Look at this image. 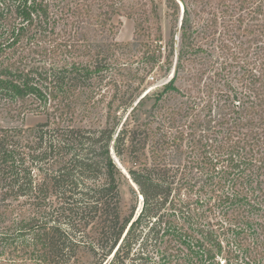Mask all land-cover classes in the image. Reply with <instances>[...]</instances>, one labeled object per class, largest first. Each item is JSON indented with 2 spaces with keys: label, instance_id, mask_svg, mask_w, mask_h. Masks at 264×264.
Returning <instances> with one entry per match:
<instances>
[{
  "label": "trees",
  "instance_id": "1",
  "mask_svg": "<svg viewBox=\"0 0 264 264\" xmlns=\"http://www.w3.org/2000/svg\"><path fill=\"white\" fill-rule=\"evenodd\" d=\"M0 102V264H264L262 0H0Z\"/></svg>",
  "mask_w": 264,
  "mask_h": 264
},
{
  "label": "rangeland",
  "instance_id": "2",
  "mask_svg": "<svg viewBox=\"0 0 264 264\" xmlns=\"http://www.w3.org/2000/svg\"><path fill=\"white\" fill-rule=\"evenodd\" d=\"M264 2V0H262ZM160 16H161V22L163 26V32L165 35V38L167 39L170 37V23L169 18L166 13V7L164 5H160L159 8ZM198 16L194 15V13L191 14V22L198 23ZM114 22L117 24V27L115 28V33L113 35V38L118 42H127L130 41L134 35V20L129 19L126 17H115ZM178 41V40H177ZM204 41V40H203ZM215 45H218V42H214L212 45H205L203 49L204 51L200 52L198 57L193 61V63L200 65L202 64L206 73L204 74L203 81L205 82L211 75V72L215 67L217 70L222 63L225 61L224 56L222 55V51L220 47H217ZM175 61V58H174ZM215 62V64H214ZM210 71L208 72V70ZM173 70V69H171ZM214 70V71H215ZM185 70L183 72H180V79L177 81V86L182 88L184 90L185 87L188 86V80L189 77H185L186 75ZM153 83L147 84L146 89H151L155 87L156 81L153 80ZM117 85L122 88V83L118 82ZM113 89L111 90V92ZM122 91V90H121ZM111 94H109V97ZM128 97V95H126ZM112 99V96H111ZM109 100V98H108ZM107 100V101H108ZM117 103H114V106H116ZM108 113L107 107H103V109L97 111L94 116H91L89 119H85L82 124H91L94 123L95 125L99 124V122L104 120L105 115ZM44 117L42 115H34V114H26L23 116H17L13 113H10L3 103L0 102V127H7V128H19V127H28V126H34L36 123L42 121ZM122 197H123V203L126 207L130 206L133 203L132 196L130 193V187L129 184L126 182H123L122 185Z\"/></svg>",
  "mask_w": 264,
  "mask_h": 264
}]
</instances>
